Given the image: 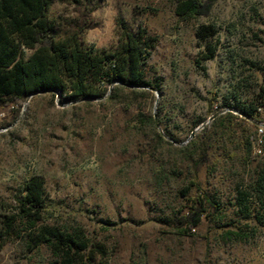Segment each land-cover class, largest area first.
<instances>
[{
    "label": "rangeland",
    "instance_id": "rangeland-1",
    "mask_svg": "<svg viewBox=\"0 0 264 264\" xmlns=\"http://www.w3.org/2000/svg\"><path fill=\"white\" fill-rule=\"evenodd\" d=\"M92 1L84 43L117 48L122 21L146 29L156 39L149 72L162 93L121 91L81 103L42 93L1 106L0 227L22 185L42 176L45 222L83 227L105 246L103 264H264V224L244 220L236 199L264 162L246 139L258 128L226 107L237 87L256 93L263 83L264 0H218L207 15L186 20L172 0ZM75 10L58 1L51 12L70 19ZM207 25L216 30L217 54L203 62L196 33ZM155 115L162 124L154 128L146 117ZM202 154L198 179L221 208L182 234L176 218L192 204L195 190L186 189ZM52 263L46 248L0 239V264Z\"/></svg>",
    "mask_w": 264,
    "mask_h": 264
},
{
    "label": "trees",
    "instance_id": "trees-1",
    "mask_svg": "<svg viewBox=\"0 0 264 264\" xmlns=\"http://www.w3.org/2000/svg\"><path fill=\"white\" fill-rule=\"evenodd\" d=\"M62 1L73 5L75 16L56 17L52 8ZM176 13L186 20L207 15L218 0H172ZM92 0H0V107L10 102H23L36 94L60 95L66 103L91 102L102 98L114 99L121 91L141 92L155 90L162 93L158 77L151 76L148 60L156 39L146 29L133 30L123 23L120 42L115 49H99L82 40L87 27L89 5ZM214 26H201L197 39L205 44L200 61L216 57L217 45L210 41ZM263 83L256 93H247L242 87L232 93L226 107L234 109L245 119L258 125L260 112L264 113ZM247 97H243L246 96ZM157 126L155 116L146 117ZM244 119V120H245ZM145 123V121H143ZM159 125L162 121L158 120ZM155 128V127H154ZM257 133V132H256ZM192 135V134H191ZM157 136L171 145L161 134ZM169 138L171 134H166ZM250 133L247 143L253 146ZM264 156V136L262 139ZM195 142V141H194ZM204 154L194 162L193 178L187 192L195 190L187 213L176 218L182 234H192L203 217L218 215L221 204L201 187L198 169L205 162ZM237 206L244 220L264 224V162L249 186L237 189ZM48 210L46 181L42 176L28 179L14 198L13 211L4 215L0 239H22L30 250L46 248L53 257L52 264H103L107 257L105 246L89 236L81 226H58L45 222Z\"/></svg>",
    "mask_w": 264,
    "mask_h": 264
},
{
    "label": "built area",
    "instance_id": "built-area-1",
    "mask_svg": "<svg viewBox=\"0 0 264 264\" xmlns=\"http://www.w3.org/2000/svg\"><path fill=\"white\" fill-rule=\"evenodd\" d=\"M263 136H264V124H260L259 127H258V130H257V133L256 135H253L251 137V141L256 144L257 146V152L259 154H262V149H261V145H262V139H263Z\"/></svg>",
    "mask_w": 264,
    "mask_h": 264
},
{
    "label": "water",
    "instance_id": "water-1",
    "mask_svg": "<svg viewBox=\"0 0 264 264\" xmlns=\"http://www.w3.org/2000/svg\"><path fill=\"white\" fill-rule=\"evenodd\" d=\"M155 121H156V125H157V127H159V123H158V119H157V116L155 115ZM195 135V131L192 133V136H194Z\"/></svg>",
    "mask_w": 264,
    "mask_h": 264
}]
</instances>
